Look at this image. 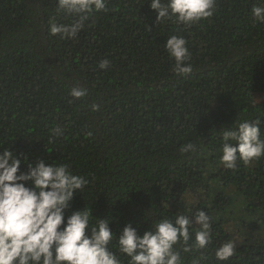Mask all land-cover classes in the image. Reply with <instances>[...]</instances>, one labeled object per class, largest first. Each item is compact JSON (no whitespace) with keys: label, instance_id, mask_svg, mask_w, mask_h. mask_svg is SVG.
<instances>
[{"label":"trees","instance_id":"obj_1","mask_svg":"<svg viewBox=\"0 0 264 264\" xmlns=\"http://www.w3.org/2000/svg\"><path fill=\"white\" fill-rule=\"evenodd\" d=\"M149 2L108 0L62 38L50 20L75 17L57 0H0V152L20 158L21 171L40 159L68 164L89 183L66 215L85 206L117 235L129 223L142 235L163 218L205 211L212 240L190 252L177 243L181 264H264V157L234 170L220 161L221 128L259 119L264 139V23L251 11L259 0H216L212 16L190 25L158 21ZM172 35L187 41V76L165 48ZM73 87L87 94L76 99ZM189 142L197 150L182 153ZM117 239L109 246L129 264ZM227 241L234 255L220 261Z\"/></svg>","mask_w":264,"mask_h":264},{"label":"clouds","instance_id":"obj_2","mask_svg":"<svg viewBox=\"0 0 264 264\" xmlns=\"http://www.w3.org/2000/svg\"><path fill=\"white\" fill-rule=\"evenodd\" d=\"M108 0H57L59 10L75 17L70 24L50 20V33L72 38L85 27L93 12L105 11ZM157 20L175 18L190 25L214 14L216 0H150ZM252 14L257 22L264 23V0L254 4ZM165 48L175 61V72L189 75L193 68L187 41L183 36L172 35ZM104 59L100 69L109 66ZM87 94L81 87H73L70 95L79 99ZM98 105H92L94 111ZM261 121H235L232 127L221 128L223 146L220 161L226 169H236L238 161L250 163L264 157V139H261ZM53 136L63 134L59 125L52 129ZM191 142L180 151L195 152ZM26 159V158H25ZM22 160L10 150L0 152V264H121L116 252L109 246L118 236L119 252L130 257L129 264H181L180 252L174 246L183 242L184 252L193 247L205 249L212 240V218L203 210L194 216L179 214L174 219L163 218L141 235L136 227L127 224L117 233L110 227L108 218H97L92 223V211L85 206L71 211L75 192H82L89 183L82 175L74 174L68 164L46 163L40 159L27 171H21ZM193 225L198 226L194 232ZM232 241L223 243L215 256L227 261L234 255ZM200 259H204L201 255ZM193 264H200L194 260Z\"/></svg>","mask_w":264,"mask_h":264}]
</instances>
